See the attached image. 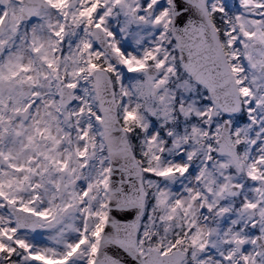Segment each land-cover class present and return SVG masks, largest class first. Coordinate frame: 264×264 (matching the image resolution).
I'll return each instance as SVG.
<instances>
[{
  "label": "snow or ice",
  "instance_id": "obj_1",
  "mask_svg": "<svg viewBox=\"0 0 264 264\" xmlns=\"http://www.w3.org/2000/svg\"><path fill=\"white\" fill-rule=\"evenodd\" d=\"M0 264H264V0H0Z\"/></svg>",
  "mask_w": 264,
  "mask_h": 264
}]
</instances>
